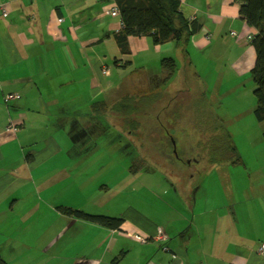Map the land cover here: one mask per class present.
I'll list each match as a JSON object with an SVG mask.
<instances>
[{
  "label": "crops",
  "instance_id": "obj_1",
  "mask_svg": "<svg viewBox=\"0 0 264 264\" xmlns=\"http://www.w3.org/2000/svg\"><path fill=\"white\" fill-rule=\"evenodd\" d=\"M0 5L9 11V17L0 18V161L12 160L0 165V228L9 227L12 235L0 231V260L6 264H32L23 260H30L36 251L66 250L64 234L60 238L56 233L37 236L34 227L41 226L43 219L60 220L62 233L68 230L69 220L77 223L61 212V208L79 204L70 203L73 190L62 187L60 193L56 185L70 180L77 173L68 172L71 165L79 170L77 163L88 156L87 150L82 157L70 156L71 149L66 151L65 146L70 145L68 137L74 139L87 128L95 130L96 115L90 111L94 105L105 102L98 109L108 108L110 103L97 100L114 87L109 81L114 71L107 65L111 57L121 74L120 85L130 83L129 79L140 82V96L153 99L146 107L151 114L156 106L163 107L160 97L164 93L159 91L176 79L177 70L171 75L161 65L167 53H175V64L178 56L205 83L218 77L223 84L234 85L230 89L251 77L256 63L251 41L257 30L242 19L239 0H181L183 16L199 23L201 31L182 44L154 45L146 37H131L128 56L120 54L113 39L123 27L119 14H113L114 0H0ZM9 94L19 97L6 101ZM10 124L19 130L10 131ZM143 125L149 131L165 130L159 119ZM75 142L78 151L82 142L97 140L84 135ZM160 146V156L171 158L164 154L166 140ZM40 168L47 170L46 199L37 196L34 181V171ZM23 178H28L30 189L19 186ZM77 178L72 185L83 187L86 177L78 183ZM25 190L30 192L29 201ZM163 193L158 195L165 201L159 206L164 213L159 218L149 215L145 204L144 208L130 204L121 216L114 217L123 220L119 230L78 219L83 223L82 232L75 236L81 244L78 254L63 258L52 254L50 264H59L53 263L59 259L64 260L61 264H264V255L259 253L264 244L263 208L236 200L218 206L186 198V203L177 204L175 195L173 204L170 192ZM85 230L92 235H85ZM136 235L148 241L139 242ZM163 235L169 239L157 240ZM164 245L169 251L163 250ZM7 248L13 259L3 256Z\"/></svg>",
  "mask_w": 264,
  "mask_h": 264
},
{
  "label": "rangeland",
  "instance_id": "obj_2",
  "mask_svg": "<svg viewBox=\"0 0 264 264\" xmlns=\"http://www.w3.org/2000/svg\"><path fill=\"white\" fill-rule=\"evenodd\" d=\"M174 54H165L166 59H176ZM177 59L176 79L166 90L159 91L164 93L160 97V105L163 107L154 106L152 114L146 107L148 103H153V99L140 96L137 88L140 82L133 83L129 79L130 83L120 85L121 74L115 67L114 57L108 61L107 65L114 71V77L109 79L114 87L105 97L97 100L110 103L108 108L106 111L98 109L99 107L91 108V114L96 115L95 130L86 126L85 133L74 139L68 137L70 148L65 146L66 151L71 149L70 156L73 157H82V151H88V156L77 163L79 170L72 164L68 171L77 173L63 185H56V190L60 193L62 187L73 190V194H69L70 203L79 204L75 207L68 206L69 208L115 217L121 216L130 204L138 208H144L145 204L149 215L151 213L159 218L160 212L161 215L164 214L159 211V206L165 201L158 195L164 196L163 192L169 191L168 197H171L173 204L176 203L173 201L175 199L177 204L186 203V198L198 203L209 201L218 206L236 200L237 203L264 209V122L257 121L255 117L257 101L253 75L244 78L236 88L230 89L234 85H225L218 77L211 83L209 78L205 83L194 76L178 56ZM198 60L195 58V62ZM131 72L132 70L125 74L129 75ZM158 99L154 103L159 102ZM157 119L162 121L165 130L149 131L143 125L157 122ZM84 135L86 138L96 139L97 143L82 142L76 151L75 141L82 140ZM162 140H166L164 154L170 156L169 159L160 156L162 148L159 144ZM14 150L15 148H11L10 151ZM95 155L101 157L99 162ZM178 158L183 162L177 161ZM136 160L144 161L140 170L132 169L133 161ZM10 163L12 160L8 158L6 164ZM6 164L5 161H0V165ZM46 171L43 168L34 171L37 196L41 194L43 199L48 197L45 189ZM76 178L77 183L85 179L83 187L72 185ZM27 180L28 178H23L19 186L30 189ZM99 192L100 198L96 196ZM29 194V191H24L25 198L29 196L28 201L32 199ZM66 217L77 219V223L75 226L69 220L66 224L68 230L64 229L62 233H59L60 220L43 219L39 221L41 226L34 227L37 236L43 234L42 236L53 237V233H56L60 238L64 234L62 242L66 243V250L52 253L62 258L74 257L78 254V247H81L75 236L82 232L83 223L74 216ZM10 228L16 230L11 222ZM8 229L9 227L0 228V231L8 234ZM83 232L87 236L92 235V231ZM8 251L9 248L3 256L13 259ZM52 254L36 251L30 260L23 261L50 264ZM63 261L53 260V263L61 264Z\"/></svg>",
  "mask_w": 264,
  "mask_h": 264
},
{
  "label": "trees",
  "instance_id": "obj_3",
  "mask_svg": "<svg viewBox=\"0 0 264 264\" xmlns=\"http://www.w3.org/2000/svg\"><path fill=\"white\" fill-rule=\"evenodd\" d=\"M114 2L123 27L113 34V39L123 56L131 55V37H146L152 40L154 45L182 44L202 29L195 20H187L183 16L181 0H114ZM239 2L242 19L248 26L257 30L251 41L256 52V63L252 71L257 101L255 117L257 121L264 122V0H239ZM161 65L170 71L171 75L174 74L176 64L173 59H163ZM99 104L94 105V108L102 105ZM134 161L132 169L140 170L144 161ZM61 212L112 230H119L123 224L120 218L95 216L70 208H61ZM0 264L6 263L0 260Z\"/></svg>",
  "mask_w": 264,
  "mask_h": 264
},
{
  "label": "built area",
  "instance_id": "obj_4",
  "mask_svg": "<svg viewBox=\"0 0 264 264\" xmlns=\"http://www.w3.org/2000/svg\"><path fill=\"white\" fill-rule=\"evenodd\" d=\"M113 14L114 15H118L119 14V12H118V8H114V10H113ZM7 17H9V11L3 6V5H0V18H7ZM61 21V20H60ZM234 36H236V33H232ZM105 74H107L108 73V70L107 69H105L104 71H103ZM14 97H19V96H15V95H13V94H9V95H7L6 97H5V100L6 101H8V100H10V99H12V98H14ZM10 131H13L14 133H16L19 129H18V127L17 126H15V125H13V124H10V126H9V128H8ZM135 239L137 240V241H139V242H142V243H146L147 241H148V239H146V238H143V237H141V236H135ZM169 238H168V236L167 235H163L161 238L159 237V238H157V240H159V241H162V240H165V241H167ZM163 250L164 251H169V248L166 246V245H164L163 247ZM259 253L261 254V255H264V245H262V247L260 248V250H259Z\"/></svg>",
  "mask_w": 264,
  "mask_h": 264
}]
</instances>
